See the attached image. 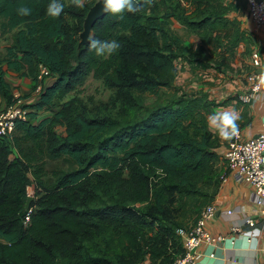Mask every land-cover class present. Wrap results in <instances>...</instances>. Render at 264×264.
I'll return each instance as SVG.
<instances>
[{"label":"trees","instance_id":"1","mask_svg":"<svg viewBox=\"0 0 264 264\" xmlns=\"http://www.w3.org/2000/svg\"><path fill=\"white\" fill-rule=\"evenodd\" d=\"M95 1L62 0L63 12L50 18L49 0H0L10 34L0 93L12 102L6 68L37 79L42 64L54 79L27 119L0 137V264H165L172 254L174 262L184 250L177 229L195 224L221 183L217 139L202 112L209 101L173 85L174 60L194 63L203 50L168 27L174 18L210 42L225 26L220 0H137L123 19L106 13L91 31L120 42L111 56H96L80 37ZM21 6L31 14L18 15ZM89 75L111 90L107 101L66 99ZM44 109L50 114L37 120Z\"/></svg>","mask_w":264,"mask_h":264},{"label":"crops","instance_id":"2","mask_svg":"<svg viewBox=\"0 0 264 264\" xmlns=\"http://www.w3.org/2000/svg\"><path fill=\"white\" fill-rule=\"evenodd\" d=\"M181 6L185 8V14L192 15L194 6L184 1H181ZM217 11L223 14L225 26L214 31L211 34L213 39L208 43L202 42L200 30L194 32L174 18L169 19L168 27L175 33L183 30L194 34L190 37L195 40L192 43L180 36L186 46L197 51L201 47L203 50L196 54L194 63L180 57L174 60L177 72L173 85L186 93L205 95L210 113L206 114V109L202 112L206 115L209 131L217 139L215 151L225 162L224 155L234 132L229 129L226 135L223 134L210 124V116L225 111L238 112L240 119L236 122V131H240L243 139L257 136L264 128V89L252 101L241 100V96L249 89L247 76L264 71V26L255 27L246 0H220ZM7 45L5 43V47ZM3 49L0 44V52L3 51L0 56L5 55ZM255 55L259 61L257 66L253 64ZM21 72L6 68L4 79L9 85L12 100L15 96H25L27 105L31 106L42 89L50 86L54 79L50 74L51 80H42V88L38 90L37 79L27 75V72ZM8 104V100L0 93V108ZM49 114V110L38 111L36 119ZM226 166L225 162L222 174L225 173L227 180L219 184L212 200L208 202L214 206L215 215L205 226L211 234L222 235L224 239L214 244H202L198 248L197 264H264V203H258L252 189L238 180ZM248 219L252 222L246 223ZM194 221L195 218H192L188 225ZM182 249L180 244L178 252ZM173 256L165 264H173ZM139 264H151V261L146 258Z\"/></svg>","mask_w":264,"mask_h":264},{"label":"built area","instance_id":"3","mask_svg":"<svg viewBox=\"0 0 264 264\" xmlns=\"http://www.w3.org/2000/svg\"><path fill=\"white\" fill-rule=\"evenodd\" d=\"M247 10L250 19L256 28L264 26V0H246ZM253 64H259L255 55ZM50 75L48 68L42 64L38 66L37 89L41 90V81ZM248 91L241 96L243 102L252 101L256 95L264 89V71L251 73L247 76ZM27 99L15 96L11 103L0 108V137L10 136L15 128L17 120L25 121L28 115ZM226 169L235 177L246 183L253 192L258 203H264V128L257 136L243 139L240 131H235L228 143L225 152ZM221 182L227 180L225 173L220 175ZM33 187L27 189L28 196H31ZM29 209L24 217V222H28ZM230 213V211H228ZM215 215L213 205H206L200 212L195 224L188 229L178 228L177 234L183 243V252L177 255L173 264H197L198 248L202 244H214L222 241V235H213L206 229L207 221ZM250 219L246 223H251Z\"/></svg>","mask_w":264,"mask_h":264},{"label":"clouds","instance_id":"4","mask_svg":"<svg viewBox=\"0 0 264 264\" xmlns=\"http://www.w3.org/2000/svg\"><path fill=\"white\" fill-rule=\"evenodd\" d=\"M101 5V11L111 14L117 19H123L126 12H136L137 0H96ZM77 6L82 5L79 0H73ZM64 10V3L62 0H49L46 13L50 18H58ZM20 16H29L32 9L27 6H21L17 10ZM87 42V47L96 56H111L115 54L121 47L120 42L116 39L101 40L89 35L84 38ZM240 119V115L235 110L225 111L222 113H215L209 117L210 124L215 126L223 134H227L228 130L236 131V122Z\"/></svg>","mask_w":264,"mask_h":264},{"label":"rangeland","instance_id":"5","mask_svg":"<svg viewBox=\"0 0 264 264\" xmlns=\"http://www.w3.org/2000/svg\"><path fill=\"white\" fill-rule=\"evenodd\" d=\"M69 1H71V0H67V2H69ZM90 1L91 0H79V3L81 5H85L86 3L90 2ZM95 3H96V1H95ZM177 34L181 35L183 38L185 37V41H187V42L189 41V43L195 42V40L193 38H192L193 41L190 38L194 34H189L187 32H184L183 30H179ZM89 35H93V32L90 31ZM9 40H10V34L9 33H3L2 27L0 25V44L4 47V49H3L4 53L6 52V47H7V46L5 47V43L9 44ZM0 53H3V51L1 50ZM25 73H26V70H24L20 74H25ZM27 75H29V74L27 73ZM50 78H51V75L45 77L43 80L46 79V82H49L51 80ZM180 81H177V82H180ZM186 84H187V82H186ZM110 94H111V90L107 89L104 86L101 79H96L92 75H89L87 77L85 83L82 86L78 87L74 92L69 93L66 96V99H70L73 96H76V97L82 98L88 105H91L92 103H99V102L107 101ZM21 97L25 98V96H21ZM151 100H152V98H150L148 100V102H150ZM27 107H28V109H31L30 106L27 105ZM224 163H225L224 160L221 159L219 162H217L216 166L218 165L219 167H223ZM59 165H61V164L59 163Z\"/></svg>","mask_w":264,"mask_h":264},{"label":"water","instance_id":"6","mask_svg":"<svg viewBox=\"0 0 264 264\" xmlns=\"http://www.w3.org/2000/svg\"><path fill=\"white\" fill-rule=\"evenodd\" d=\"M106 13L101 11V5L99 3H95L94 6L88 11L83 24V31L80 34L81 38L84 39L89 35V32L92 30L94 23L98 18H101ZM31 197H29L26 201L25 208L28 209L30 206Z\"/></svg>","mask_w":264,"mask_h":264}]
</instances>
